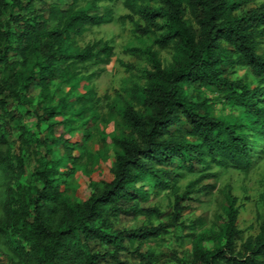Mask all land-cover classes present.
I'll use <instances>...</instances> for the list:
<instances>
[{
	"label": "trees",
	"instance_id": "16d2710c",
	"mask_svg": "<svg viewBox=\"0 0 264 264\" xmlns=\"http://www.w3.org/2000/svg\"><path fill=\"white\" fill-rule=\"evenodd\" d=\"M76 1L66 0V5L62 6L49 0H25L24 3L22 0H0V63H8L9 51L18 56L21 64L33 59L32 66L26 71L11 69L13 85L10 88L0 84V110L3 112L0 142L5 141L7 119H12L7 97L26 105L30 84L35 82L39 86L34 110L36 120L53 116L58 110L49 104L50 79L67 73L73 62L104 63L113 54L112 46L101 38L82 46L68 45L71 34H79L88 25L112 19L111 8L90 11L87 7L75 6ZM98 1L101 0H88L89 7L96 8ZM148 1L151 0H123L127 11L117 17L130 21L137 34L160 31L153 37V42L160 46L174 43L183 59L162 67L147 46L123 48L124 51L143 53L149 63L144 72L147 84L143 88V102L149 110L140 113L130 104H124L121 114L134 135L112 138L118 151L114 154L110 177L92 184L82 199L63 202L56 223L50 225L43 213V203L60 197L54 177L57 169L49 157L50 145L66 138L57 134L39 140L43 153L34 170L39 178L38 186L22 188L15 184L21 155L2 156L6 163H1V167L9 181L0 230L15 253L28 264H67L74 259L78 260L77 264H98L102 254L88 250V243L93 240L111 244L114 252L107 256L115 261H119L115 252L128 248L124 241L137 242L129 250L131 253L139 257L151 255L147 250H140L141 242L180 222L185 191L174 193L168 217L160 222L109 232L95 224V220L123 206L133 213L158 215L157 206L139 205L134 200L136 196L146 198V191L138 183L152 180L156 188L173 187L178 175L176 172L170 174L174 166L188 171L199 166L201 171L187 183L191 185L215 175L214 171L207 170L211 163L242 170L251 164L250 146L246 143L245 133L240 130L241 124L211 114L208 98L187 95L184 85L218 87L220 99L239 106L252 129H264V55L258 52V44L264 38V2L242 9L253 0H155L158 5ZM35 2L37 14H31L30 10L8 11L6 18H1L8 8L27 9ZM10 35L13 40L4 43ZM229 62L245 66L254 82L228 77L226 64ZM36 110L40 112L36 113ZM181 119L186 125L184 132L171 134L169 126ZM28 135L31 133H23L24 138ZM200 186L212 189L214 184ZM223 195L228 202L224 240L214 248L194 247L192 264H264V212L260 215L257 231L235 246L236 209L231 206L234 197L228 184L223 186Z\"/></svg>",
	"mask_w": 264,
	"mask_h": 264
},
{
	"label": "rangeland",
	"instance_id": "374dc122",
	"mask_svg": "<svg viewBox=\"0 0 264 264\" xmlns=\"http://www.w3.org/2000/svg\"><path fill=\"white\" fill-rule=\"evenodd\" d=\"M25 0H22L24 3ZM66 5V0H49ZM184 2V0H182ZM158 5L155 0L148 1ZM264 0H253L243 5L242 9L258 5ZM75 6L87 7L90 11H101L103 7L112 10V19L98 25H88L79 34H71L67 40L69 46H82L97 38L107 41L113 50L110 58L104 62L96 61L73 62L65 74H58L49 82V104L55 106L57 113L36 120L34 110L39 98V86L31 82L27 92L28 103H16L12 97H7V108L12 119H7L5 141L0 142V221L5 214V192L8 175L1 167L6 163L2 156L8 154L21 155L19 173L15 184L22 188L38 186L39 178L35 175V167L42 158L43 146L39 140L50 135H62L65 141L52 143L50 158L54 160L57 173L55 182L59 186V199L47 200L43 203V213L50 225L56 223L61 210V204L82 199L90 190L91 185L100 183L110 177L114 154L118 151L112 138L114 136H133L130 126L124 120L121 110L124 104H130L140 113H145L149 107L145 105L143 88L147 84L144 72L149 63L141 52L124 51V47H149L162 67H169L175 61L182 60L181 52L174 43L160 46L153 42L155 34H137L132 30L131 22L117 15L126 12L123 0H101L96 2V8L89 7L88 0H77ZM30 10L31 14L39 13L35 2L27 9L8 8L1 16L5 19L9 12L21 13ZM9 11V12H8ZM13 35L8 36L4 43L11 42ZM258 52L264 55V38L258 44ZM8 63H0V84L11 87L13 76L11 69L26 71L33 59L21 64L16 54L7 53ZM227 76L241 77L247 83H253L254 78L248 69L234 62L226 64ZM187 95L207 97L209 112L227 122H239L245 133L246 143L250 146L251 164L242 170L233 167L222 168L213 163L207 170L215 175L205 177L191 185L201 171L199 166L194 171L174 166L170 172L178 173L175 185L159 189L153 186L152 180H143L138 184L146 191V198L138 196L139 205L157 206L159 214L145 216L131 212L126 206L116 211L102 214L95 224L101 225L106 231L116 229L137 228L160 222L168 217L174 193L185 191V199L181 202L185 207L180 211V222L170 226L156 237L144 240L140 250H147L151 255L139 257L129 250L137 243H128L127 250L115 252L117 260L108 253L114 252L111 244L90 241L88 250L101 253L98 261L106 264H192L194 247L214 248L224 240V221L226 219L227 200L223 195V186L229 185L230 194L234 197L231 206L236 209L234 237L235 246L248 235L257 231L260 215L264 212V129H252L247 116L239 106L223 102L221 90L212 85L187 83L184 85ZM36 110V113H39ZM0 110V120L3 118ZM38 121V122H37ZM24 128L23 131L19 127ZM185 123L181 119L169 126L171 134L183 133ZM31 133L24 138L23 133ZM213 183L212 189L201 187L200 184ZM83 249L84 247H80ZM79 258V254L75 255ZM80 259V258H79ZM75 260V261H74ZM67 264H77V259ZM0 264H28L11 248L8 239L0 230ZM59 264H62L61 262ZM66 264V263H65Z\"/></svg>",
	"mask_w": 264,
	"mask_h": 264
}]
</instances>
